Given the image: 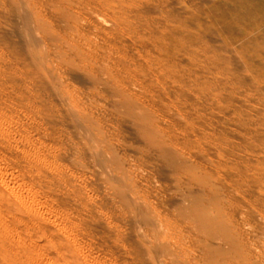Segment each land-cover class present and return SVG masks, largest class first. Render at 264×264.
Listing matches in <instances>:
<instances>
[{
	"label": "rangeland",
	"instance_id": "rangeland-1",
	"mask_svg": "<svg viewBox=\"0 0 264 264\" xmlns=\"http://www.w3.org/2000/svg\"><path fill=\"white\" fill-rule=\"evenodd\" d=\"M0 264H264V0H0Z\"/></svg>",
	"mask_w": 264,
	"mask_h": 264
},
{
	"label": "bare ground",
	"instance_id": "bare-ground-1",
	"mask_svg": "<svg viewBox=\"0 0 264 264\" xmlns=\"http://www.w3.org/2000/svg\"><path fill=\"white\" fill-rule=\"evenodd\" d=\"M22 1H24V0H22ZM30 1H31V0H30ZM20 3H22V2L20 1ZM30 3H31V2H30ZM62 3H63V2H62ZM31 4H33V3H31ZM22 5H23V4H22ZM27 5H28V4H27ZM61 5H63V4H60V6H61ZM67 5H68V4H67ZM24 6H25V4L23 5V7H21V9H25ZM28 6H29V5H28ZM28 6H27V7H28ZM42 6H43V5H42ZM60 6H59V7H60ZM33 7H34V8H37V6L35 7L34 5H33ZM33 7H32V8H33ZM61 7H62V6H61ZM61 7H60V9H61ZM57 8H58V6H57ZM57 8H56V9H57ZM66 8H67V7H66ZM28 9H30V8H28ZM56 9H55V10H56ZM32 10H33V9H32ZM35 10H36V9H35ZM35 10H34V11H35ZM37 10H38V8H37ZM58 10H59V9H58ZM34 11H33V13L36 12V11H35V12H34ZM39 11H40V10H39ZM66 11H67V9H66ZM66 11H65V12H66ZM22 12H23V14H22V13H21V14H22V16L25 15V17H26V19H27L26 21H28V19L31 18V19L34 21V22H33V21L30 19V20L32 21V23H33V24L35 23L34 26H33V25L31 26L32 23L29 24V25L31 26V27L29 28V30L27 29L28 26L25 27V25H24L25 23H24V24H23V25H24V28H26L25 30L27 31V32L24 31V33H25V32L28 33L29 31L32 32V33H33L34 31L37 32V31H36V30H38L37 27H39L40 30H42V29L44 30V28L47 29V27H50V28H51V26L53 27L52 24H50L51 26L48 25L49 23L47 24V21H46V17H47V16H46V17L42 16L40 12L35 13V14H37V17H36V18L32 17V15L29 13V11H28V13H27V8H26L25 10H22ZM60 12H63V11H60ZM65 12H64V13H65ZM42 13H43V12H42ZM47 13H48V12H47ZM58 13H59V11H58ZM66 13H67V12H66ZM19 14H20V13H19ZM51 14H52V13H51ZM60 14H61V13H60ZM68 14H69V13H68ZM63 15H64V14H63ZM54 16H55V15H54ZM54 16H53V17H54ZM66 17H67V15H66ZM48 18H49V16H48ZM48 18H47V20H48ZM24 19H25V18H24ZM49 19H51V18H49ZM22 20H23V19H22ZM48 21H49V20H48ZM22 22H25V20H23ZM49 22L51 23V21H49ZM67 22H68V20H67ZM27 23H29V21L26 22V24H27ZM58 25H59V24H58ZM19 27H20V26H19ZM42 27H43V28H42ZM41 28H42V29H41ZM58 28H59V27H58ZM40 30H39V31H40ZM50 31H53V28L50 29ZM35 32H34V33H35ZM40 32H41V31H40ZM42 32H43V31H42ZM44 32L47 33V32H49V30L44 31ZM24 33H23V34H24ZM26 33H25L24 35H25V36H26V35L29 36L30 33H29V34H26ZM32 33H31V34H32ZM37 34H38V33H37ZM40 34H41V33H40ZM46 35H47V34H46ZM50 35H51V34H50ZM27 36L24 37V38H26L25 40H27V43L29 44V43H30V40H29V39H32V38H28ZM39 36H40V35H39ZM30 37H31V36H30ZM27 38H28V39H27ZM36 38H37V37H35L34 40H36ZM37 39H38V38H37ZM28 40H29V41H28ZM34 40H31V43H30L31 45L33 44L32 42H36V41H34ZM21 44H22V43H21ZM35 45L37 46L38 44H35ZM35 45H34V46H35ZM39 45H42V43H41V39L39 40ZM37 47H38V46H37ZM37 49H38V48H37ZM40 49H41V48H40ZM38 51H39V50H38ZM41 51H42V50H41ZM41 51H40L39 53H41ZM35 53H36V49H35ZM35 55H36V54H35ZM37 55H38V54H37ZM39 55H40V54H39ZM40 56H42V54H41ZM36 57H37V56H36ZM38 58H40V57L38 56ZM46 65H47V64H46ZM48 68H49V67H48ZM53 70H54V69H53ZM49 72H50V71H49ZM49 72H48V73H49ZM58 79H59V78H58Z\"/></svg>",
	"mask_w": 264,
	"mask_h": 264
}]
</instances>
